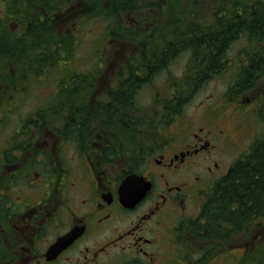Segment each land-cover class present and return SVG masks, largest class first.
I'll list each match as a JSON object with an SVG mask.
<instances>
[{
	"label": "flooded vegetation",
	"instance_id": "1",
	"mask_svg": "<svg viewBox=\"0 0 264 264\" xmlns=\"http://www.w3.org/2000/svg\"><path fill=\"white\" fill-rule=\"evenodd\" d=\"M55 2L59 7L62 0ZM0 4L6 6L0 26L10 25L12 35L25 32L28 13L45 19L48 12L55 21L62 15L61 6L49 11L43 0ZM107 81L105 92L91 94L93 113L112 104L110 82L118 78ZM7 90L0 83V100L11 99ZM125 111L119 109L118 127L109 116L100 124L93 115L91 125L61 116L55 124L29 125L38 120L27 114L32 118L24 116L25 123L0 142V264H174L176 255L186 264L190 255L183 245L191 241L188 226L197 218L192 210H201L223 171L220 148L240 146L244 132L232 137L228 127L205 133L193 126L175 136L171 125L154 124L132 137ZM132 142L141 144L136 157L125 154L112 164L102 155ZM130 175L141 178L132 190H150L137 204L125 205L120 188ZM218 247L214 257L234 252L238 241Z\"/></svg>",
	"mask_w": 264,
	"mask_h": 264
},
{
	"label": "trees",
	"instance_id": "2",
	"mask_svg": "<svg viewBox=\"0 0 264 264\" xmlns=\"http://www.w3.org/2000/svg\"><path fill=\"white\" fill-rule=\"evenodd\" d=\"M205 1L212 4L214 0ZM218 1L226 5L227 0ZM43 2L45 8L49 11L53 9V12H59L61 6V19L55 21L48 12L45 19L28 13L23 20L29 24L22 35H12L8 31L10 25L6 23L0 26L5 30L0 33V83L8 88L9 94L12 93L11 99L0 100V120L11 109L9 107H12L18 94L27 91V85L46 77L44 70L58 68L54 99L46 108L38 109L39 121L30 120L32 117L25 115L30 120L25 124L49 125L61 116L74 125H91L94 123L91 120L93 115L100 124L109 116L111 124L118 127L121 123L119 109L124 106L127 135L136 136L139 131L154 128V124L167 126L209 83L225 74L231 63V48L243 38L254 44L255 49L245 51L247 63L239 68L240 72L229 92L234 96L255 95L260 106V117L264 120L263 1L231 0V9L219 7L212 15L213 19L202 22H198L199 10L204 11L205 8H202L199 0H78L76 4H72V0H62L59 7L55 0ZM66 7L69 9L63 10ZM123 12L135 17L136 25L125 28L130 26L121 20L120 14ZM68 16H78L81 24L83 20L103 21L108 25L106 37L109 45L116 43L115 49L118 46H136L135 49L139 50L135 53L131 51L121 63L116 75L118 81L115 88L110 90L112 104L110 107L100 106L101 113L99 110L93 113L88 105L91 94L96 92L97 80L103 77L99 70L101 64L88 74L59 67V64L68 66L76 53L75 34L54 30ZM107 49L111 50L109 46ZM183 54L189 55L190 60L183 76L169 81L173 98L162 100V104L160 97H157L156 108L162 105L164 112L160 115L156 111L150 120L137 104V94L166 72L169 65ZM110 57L105 60L108 61ZM115 60H119V55L115 56L113 63ZM104 64L107 65V62ZM110 69L111 66L107 73ZM121 97L125 98L123 104ZM77 134L82 135L80 129ZM140 145L139 142H132L123 150L112 147L105 149L102 155L113 164L130 151L129 155L138 156L142 150ZM131 159L129 157L133 169L135 161ZM187 233L191 241L183 247L189 257H201L202 261L214 257L220 244L230 246L238 240L242 248L245 243L249 244L244 251L245 260L251 253L264 254L262 248L258 247L264 242V134L257 138L250 152L213 185L197 219L190 222ZM258 234L261 236L256 241ZM248 240L251 244H247ZM188 260L186 262L190 264ZM254 261L264 264V257Z\"/></svg>",
	"mask_w": 264,
	"mask_h": 264
},
{
	"label": "rangeland",
	"instance_id": "3",
	"mask_svg": "<svg viewBox=\"0 0 264 264\" xmlns=\"http://www.w3.org/2000/svg\"><path fill=\"white\" fill-rule=\"evenodd\" d=\"M199 1L202 8H205V10H199L200 16H198V22L213 19L212 15L219 7H224L226 9L232 8V4L230 3L231 0L225 1L226 5H223L218 0H214L212 4H205L206 2L204 0ZM261 1L264 2V0ZM5 7V5L0 4V13H5ZM187 8H189V3ZM64 9L67 11L69 7L63 8V10ZM120 18L130 26H125V28H131L133 25H136V18L128 13L123 12L120 14ZM78 20H80L78 16H68L60 26L57 28L54 27V30L57 29V31H63L77 36L75 56L68 66H63V70L73 69V72L88 74L94 72L98 64L114 62L115 56L119 55V60H115V63L112 65L110 63L112 68L111 73L106 72L108 68L106 64H104V69H99L100 76H103V78H111L117 75L121 63L130 55L131 51L133 53L139 51L135 49L136 46L129 47L127 49L128 51H126V48L121 50L120 46L115 49L116 43L113 44L111 42L109 45V41L106 37L108 25L103 21L96 19L90 21L83 20L81 24ZM78 30L81 31L77 32ZM101 43L105 45L101 46ZM107 46H109L111 50L107 49ZM254 49V45L250 44L245 38L237 41L231 48L229 56L231 63L225 74L209 83L199 95L186 106L184 112L176 117L175 120L171 121L172 128L170 131L175 136L190 130L193 126L205 129V133L213 130L217 125L221 128L228 127L232 137L244 132L245 137L240 146L233 147L225 145L220 148V160H222L221 165L223 171L218 173L217 181L228 172L229 168L239 157L248 154L256 138L264 134V120L261 117L259 119L258 115H254V113H259L260 107L255 95L247 99L242 96H234L229 92L232 83L236 80L240 72L239 68H242L247 63V58L244 55L245 51L250 50L252 52ZM109 55H111V57L106 61L105 59ZM100 60L102 62H100ZM189 60V55L183 54L175 59L169 65L168 70L160 74L152 84L139 90L137 94L138 105L144 111L149 112V110L156 107L157 97H160L162 100L171 98L172 93L169 81L172 78H181L183 76ZM44 72L46 79L41 82H34L27 85V91L20 92L17 96L18 98L13 101L12 107H9L11 109L8 110L6 115L2 116L0 120V142H4L8 138V134H12L15 131V126L25 123L23 122L25 115L30 114L31 116V114H33L32 116L39 121V116H35L36 113H39L37 110L46 108L50 101L54 99L58 68L55 70H44ZM99 88L100 89L97 88L96 92L99 94L105 92V87L102 86V82H100ZM213 117L215 119H212ZM51 123L55 124L56 122L52 121ZM7 126L9 127L7 128ZM198 212L199 210H197V207L194 208L192 210V216H197ZM248 247L249 244L246 245L245 243V246L239 249L238 252H234V254L223 252L219 257L214 258L212 256L207 261H202L201 257L197 256L189 257L188 262L190 264H256L254 260L258 261L259 258L264 257V254L253 255L251 253L249 258L245 260L244 249ZM258 247H261V250L264 251V242L258 244ZM174 264H182V256L178 257L176 255Z\"/></svg>",
	"mask_w": 264,
	"mask_h": 264
},
{
	"label": "water",
	"instance_id": "4",
	"mask_svg": "<svg viewBox=\"0 0 264 264\" xmlns=\"http://www.w3.org/2000/svg\"><path fill=\"white\" fill-rule=\"evenodd\" d=\"M141 181L137 176H129L120 188L121 200L125 205H133L140 201L149 190V186L143 189L132 190L133 186ZM64 241H61L60 246Z\"/></svg>",
	"mask_w": 264,
	"mask_h": 264
}]
</instances>
